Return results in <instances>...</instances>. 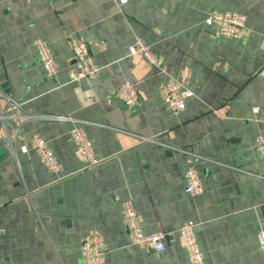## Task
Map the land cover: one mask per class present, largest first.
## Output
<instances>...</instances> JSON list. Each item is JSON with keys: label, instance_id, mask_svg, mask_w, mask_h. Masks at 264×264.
I'll use <instances>...</instances> for the list:
<instances>
[{"label": "crops", "instance_id": "1", "mask_svg": "<svg viewBox=\"0 0 264 264\" xmlns=\"http://www.w3.org/2000/svg\"><path fill=\"white\" fill-rule=\"evenodd\" d=\"M210 9L244 13L241 38L205 27ZM71 35L101 69L69 82ZM137 36L192 91L180 113L162 103L164 76L128 55ZM36 38L48 43L56 76L40 67ZM125 82L135 85L137 103L118 96ZM0 89L26 112L80 120L99 159L87 165L71 121L15 120V157L0 130V264H81L85 236H97L102 264H189L177 233L189 221L204 264H264L256 238L264 158L254 144L264 131V0H0ZM33 134L54 154L56 173L34 151ZM164 145L206 158L196 166L200 194L183 191L191 155ZM126 199L145 232H164V251L130 244Z\"/></svg>", "mask_w": 264, "mask_h": 264}, {"label": "built area", "instance_id": "2", "mask_svg": "<svg viewBox=\"0 0 264 264\" xmlns=\"http://www.w3.org/2000/svg\"><path fill=\"white\" fill-rule=\"evenodd\" d=\"M118 1L120 3L126 2V0ZM246 22L247 16L242 12L228 9H210L205 14L203 25L205 27H215L217 34L221 36L239 39L242 36V30L245 28ZM68 39L73 61L72 67L67 72L69 82L90 78L97 74L101 67L93 61L86 42L77 35H71ZM33 47L42 70L49 76H56L58 66L50 52L48 43L42 38H36ZM127 53L128 55L140 56L148 65L153 66L158 74L164 76L159 83L158 89L162 103L166 109L173 114H178L184 110L188 99L193 95L192 91L188 87L178 84L173 78L168 76L164 62L152 53L150 44L137 36L128 45ZM118 96L127 105H132L139 101L138 92L135 85L131 82L123 84L118 90ZM1 100H3V104L0 103V130L3 131V138L8 143L10 152L14 157L17 150L15 151L13 146L17 141L20 131V125L15 123V120L22 122L29 119H37L43 121L73 122L74 126L69 131L70 136L79 147L80 152L86 159L87 165L93 166L99 162V159L92 151L90 140L80 128V120L68 115L26 112L21 101L2 89H0V102ZM7 122L10 123V128L7 127ZM144 139L155 141L153 138ZM31 140L33 149L42 159L44 167L49 172L56 173L58 166L55 156L46 148L45 140L39 134H33ZM254 144L258 154L264 158V131L257 134ZM164 146L176 151L187 152L181 148L169 145ZM18 151L25 153L27 152V148L26 146H19ZM187 153L191 155L193 161L185 169L183 191L186 194L197 195L202 192V185L196 166L199 161L206 160V158L193 152ZM121 206L125 224L130 234V244L142 250L153 252L164 251L166 248L164 232H145L140 226L133 202L130 199L124 200ZM195 226L196 224L192 221L184 222L178 227L177 233L182 239L189 264H204L203 254L195 234ZM256 238L260 251L264 255V226L259 227ZM103 254L104 250H102L97 236L83 237L80 242L81 264H102Z\"/></svg>", "mask_w": 264, "mask_h": 264}, {"label": "water", "instance_id": "3", "mask_svg": "<svg viewBox=\"0 0 264 264\" xmlns=\"http://www.w3.org/2000/svg\"><path fill=\"white\" fill-rule=\"evenodd\" d=\"M262 209L264 210V205H262Z\"/></svg>", "mask_w": 264, "mask_h": 264}]
</instances>
